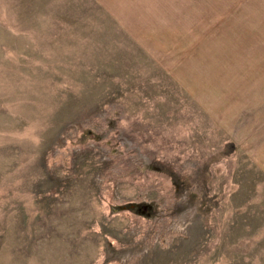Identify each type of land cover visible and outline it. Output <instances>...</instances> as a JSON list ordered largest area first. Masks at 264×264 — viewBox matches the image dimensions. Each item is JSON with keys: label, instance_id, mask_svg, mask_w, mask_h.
Wrapping results in <instances>:
<instances>
[{"label": "rangeland", "instance_id": "1", "mask_svg": "<svg viewBox=\"0 0 264 264\" xmlns=\"http://www.w3.org/2000/svg\"><path fill=\"white\" fill-rule=\"evenodd\" d=\"M0 264H264V0H0Z\"/></svg>", "mask_w": 264, "mask_h": 264}]
</instances>
